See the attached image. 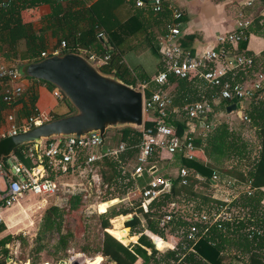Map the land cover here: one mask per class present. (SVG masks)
<instances>
[{
  "label": "trees",
  "instance_id": "1",
  "mask_svg": "<svg viewBox=\"0 0 264 264\" xmlns=\"http://www.w3.org/2000/svg\"><path fill=\"white\" fill-rule=\"evenodd\" d=\"M78 1L67 0L58 3L55 0H11L9 4H6L0 0V56L5 57L8 61L16 62V71L21 78L27 80L28 84L25 91L26 95L28 94V104L27 101L23 103L24 118H27L35 110L38 100L36 85L41 84L50 92L55 88L46 82L29 78L26 75L28 65L49 57H39L40 53L46 50L45 48L47 47L45 32L48 33L50 38H56L58 44L61 40L66 42V47L61 55L73 53L84 56L79 51L80 48L94 51L99 55L103 53L110 54L111 60L109 64L101 66L99 69L102 72L115 75L122 82L132 87L136 86V76L152 78L162 69L163 62L157 43L156 45L150 43L148 46L145 56H149L150 61L144 65L141 56L138 57L139 60L133 57L135 52L129 42H132L130 37H134L137 33L141 31L147 32V20L150 18L153 24L163 26L164 30L165 26L173 21L167 6H163L162 12L154 13L150 4H146L145 9L139 10L135 7V0H129L135 7L134 12L127 21L118 23L113 13L109 10H111L110 7H112L113 3L119 4L120 0H100L92 9L80 7ZM262 2L264 3V0ZM40 5H47L50 13L43 17L46 23L44 29L41 32H36L31 17L34 16L33 11L36 12V8ZM25 9L27 10L25 11ZM100 12H102V15ZM36 18L39 17L37 16ZM181 20L182 14L178 22ZM262 20L263 18L260 16L255 17L244 30L245 39L239 43L240 51L244 50L250 33L261 32L264 26L263 22L261 23ZM99 32L103 33L102 37H98ZM179 43L182 47L187 48L190 43V37L180 38ZM125 44L126 46H124ZM244 53L252 56L247 52ZM253 61L254 64L251 68L237 72L235 80L244 81L245 71L251 76L257 70V66L260 68L258 69V74L263 76V84L256 93V98L247 101L248 103L241 110L248 122L240 118L241 122L249 124L250 128L255 130L257 141L253 148L254 150L229 129L226 122L218 120L205 132L206 134L204 133L205 135L203 134L204 136H199L194 140V144L203 150L209 160H187L175 154L169 159L171 161L169 163L165 161V164L166 169H176L177 175L174 177L164 175L165 179L171 180V184L168 188H161L159 195L151 198L145 207L144 200L140 196L138 201H130V206H119L116 209L115 206L108 208V210L106 209V212L98 215L100 228L106 230L111 236L104 233L101 247L97 252L105 261L103 263L100 260L92 261L90 264H137L139 259L141 260L139 264H150L151 261L155 262V264H234L235 261L240 264H264V207L261 204L264 198V52L257 58L253 57ZM150 67L151 72H149ZM255 79L251 82H254ZM169 85L173 86L171 91L173 106H179L185 100H200L202 95L210 99L212 92L216 91V89L206 88L200 81L191 83L177 78H170ZM151 87L152 89L157 88L155 85H151ZM1 99L2 95L0 93V123L3 117L2 113L5 111L11 112V106H6ZM63 100L68 106V111L64 114L55 115L52 119L66 117L75 113V110L67 100L65 98ZM238 102L239 100L236 99L223 100L218 108L225 111L228 106ZM149 125V122L144 124V126ZM180 129H178V133L182 132ZM108 131L111 132L112 130H107L106 136L109 134ZM113 131L116 133L112 141L116 145L124 142L134 146L141 136L140 131L131 128L114 129ZM24 146L22 144L15 146L8 138H1L0 165L9 170L8 160H12L21 164L24 168L32 167L33 164L30 159L22 153ZM85 153L86 151L83 150L80 154V163L82 164L86 158ZM135 155L136 149H131L121 154L119 160L122 164H125L129 159L134 158ZM249 157H251V160ZM159 160V157L154 155L148 161L157 166ZM229 160L232 161L231 165H224ZM247 160L249 162H246ZM121 163H118L113 158H101L90 165L92 170H96L101 181L100 189L105 196L109 197L108 199L114 198V193L119 189H121L122 195L126 194L130 186H132L129 182H123L125 177ZM180 169L188 171L186 186L181 185L178 175ZM86 174L91 175V171L89 172L87 168ZM213 174L218 175L221 179L238 180L253 190L251 195L242 193L233 203L235 209H245L248 217L241 220H233L232 223H225L222 225V229L215 227L210 229L200 237L194 245L193 251H183L182 240L176 243L172 250L163 248L157 251L155 244L150 241L149 235H156L167 240L171 233L177 236L179 229L187 225V223L180 220L173 222L174 224L170 226L168 224H160L159 218L168 213L166 206L176 202V192L183 190L182 192L189 194L197 189L211 190L208 184ZM151 176L152 174L145 173L141 176L142 179L138 180L141 192L146 188ZM196 176H201L208 180L209 183L197 181ZM12 177L16 180V177ZM50 178H53L51 173ZM83 196L84 194L81 190L73 193L66 201L68 209L71 211L77 210ZM63 212L58 207H51L50 212L44 217L45 225L41 230L42 234L53 229L59 232L60 239L57 244L62 248L67 246L68 239H73L74 237V234L70 231L61 233ZM128 215L133 218L125 222V226L134 228L139 224L138 233H142L133 249L124 247L120 243L127 245L129 242H134L136 237L129 236L127 229L122 227L121 223L119 225L111 224V220L116 217L120 216L123 218L119 219H124V216ZM249 226L256 230L262 229L261 235H257L254 232L249 239L243 231ZM3 230H5V226L1 225L0 233ZM11 239L13 237L10 235L0 239V258L2 260L9 252L5 248V244ZM152 239L159 245H170L157 237L152 236ZM147 250H150L149 255ZM230 251H235L237 255L230 256Z\"/></svg>",
  "mask_w": 264,
  "mask_h": 264
},
{
  "label": "built area",
  "instance_id": "2",
  "mask_svg": "<svg viewBox=\"0 0 264 264\" xmlns=\"http://www.w3.org/2000/svg\"><path fill=\"white\" fill-rule=\"evenodd\" d=\"M2 1L6 4L11 2V0ZM55 1L61 3L67 0ZM173 1L175 0H151L154 13L162 12L165 5L171 12L173 21L165 26L163 34L158 39L159 54L163 62L162 69L152 78L136 81V86L133 87L142 94L143 121L144 116H147L140 130L141 136L137 144L133 146L120 142L116 145L112 141L113 137H109L114 133L107 136L105 133L103 137L99 134L83 137L71 136L65 139H52L39 144L25 145L22 153L30 159L32 167L24 168L12 160H8L9 170L0 165V226L4 223L6 212L18 206L20 200L28 194L42 198L58 195L62 189L58 178L62 176L80 169H84L86 173L87 168L89 172L91 171V179L95 177L97 182L100 181L96 170H92L90 165L101 158H113L121 163L119 160L121 154L136 149L134 158L129 159L125 164L121 163L123 170L129 172L133 178L145 173L151 174L152 167L150 165L152 163L148 160L154 155L159 158H171L178 154L187 160H195L196 153L200 150L194 144L196 127L198 126L204 132L212 127L215 115L211 117V114L215 113V107L218 108L223 100L236 99L244 103V101L256 98V93L263 84L262 75H258V80L254 82L235 80L239 70L249 69L254 64L253 57L246 55L238 47L239 43L245 39L244 30L251 24V20L245 19L240 14L241 19L236 23L235 28L216 38L217 46L207 49L197 56L179 43L180 21L178 22V19L181 12L171 4ZM145 3V0H135V6L139 8H143ZM246 5L249 6L251 3H246ZM260 16L264 17V9L260 12ZM102 36L103 33L99 32L98 37ZM65 47L66 42L61 40L59 44L41 52L39 57L61 55ZM79 51L97 68L108 65L111 60V55L108 53L99 55L84 48H80ZM170 78L187 80L191 83L200 81L206 88L216 89V91L212 92L210 99L202 95L200 100H185L181 105L173 106L171 92L173 86L169 85ZM21 79L15 66L10 65L5 57L0 56L1 100L6 106H11L23 96L25 90L20 83ZM151 85H155L157 88L152 89ZM51 95L58 101L64 99L57 88L51 91ZM52 117L53 115L50 113L35 108L27 118L16 122L14 115L10 113L5 117L3 127L0 129V139L27 132L33 127L51 120ZM239 117L248 122L242 111ZM145 122H149L150 125L144 126ZM178 129L182 132L178 133ZM83 150L86 151V158L82 164L80 163V154ZM128 166H131V170L127 169ZM50 173L53 174V178H50ZM187 173L186 169L179 170L178 175L182 186L187 185ZM12 176L16 177V180ZM196 179L203 183L210 181L208 185L211 189H223L221 201L200 209L188 217L178 211L175 203L168 204L166 206L168 213L159 218L161 225L168 224L170 226L177 220L187 223L186 227L179 229V234L176 236L179 242L182 240L183 251H193V247L200 237L210 229L214 227L222 229V225L225 223L241 220L232 218L233 203L242 193L251 195L253 192L248 185H244L238 180L221 179L216 174H213L209 181L201 176H196ZM169 181L164 177L151 178L144 191L139 190L140 196L144 200V206L149 203L151 198L159 195L161 188H168ZM126 197L128 199V196ZM243 231L249 239L254 232L257 235L262 233V229L256 230L252 226L243 229ZM152 242L155 244L153 239ZM5 248L9 250V247L5 246ZM10 251L4 260L0 258V264H17ZM7 257L10 259L9 263L5 261ZM62 261L66 264H73L76 261L80 263L78 260ZM39 264L52 263L41 261Z\"/></svg>",
  "mask_w": 264,
  "mask_h": 264
},
{
  "label": "rangeland",
  "instance_id": "3",
  "mask_svg": "<svg viewBox=\"0 0 264 264\" xmlns=\"http://www.w3.org/2000/svg\"><path fill=\"white\" fill-rule=\"evenodd\" d=\"M27 9H25V11ZM39 28L40 27L38 26L35 30ZM42 30L43 27L40 31ZM44 34H47V32ZM57 44L58 42L55 43V45ZM20 83L22 85H26L27 80L22 78ZM27 96L28 94L26 95V98ZM54 104H57L58 107L62 104L67 105L64 100L58 101L57 99L53 98L48 90L39 91V110L46 111L48 110L46 109L47 106H52ZM218 110L219 109L215 107L214 112L218 113ZM8 113L13 114L14 112H6V116ZM53 113L50 114L58 115L56 112ZM212 116L213 114H211V117ZM219 116L220 120L224 122L227 121L229 123V129L238 135L242 141L249 144L251 149L254 150L253 148L257 141L254 128H250L249 124L241 122L240 118L235 114H233V116L227 117L222 112ZM146 117L147 116H144V121H146ZM21 118L22 120L24 119L23 116ZM215 123L216 122L214 121V124ZM108 133H114L113 136L109 135V137H114L116 132L112 130L111 132L108 131ZM159 159V164L157 165L158 177H163L164 175L169 174L175 175V170L166 169L165 161H169L170 157H162ZM249 159L251 160V157H249ZM246 162L249 161L247 160ZM231 163L232 161L229 160L226 161L224 165L229 166ZM127 169L131 170V166H128ZM123 175L125 177V181L123 182H129L132 186H130L129 191H127L124 195H122L121 189H119L120 191H116L113 195L114 198L112 199H108L109 197L105 196L101 191V181L97 182L95 177H92L91 179V175H87L84 169L76 170L70 174L58 178V182L62 188L58 195L42 198L28 194L20 201L19 206H15L12 210H10L5 232L2 234V236H0V239H3L8 235L13 237V239L9 241V246L11 249V251L10 249L9 251L11 252L12 257L17 262V264H39L41 261H47L49 263L56 264L62 260H78L80 262L78 264H90L92 261L96 262L99 260L103 263L105 261L104 258L98 255L97 252L101 247L104 233H109L106 230L100 228V219L98 218V215L106 212L108 208L110 209L115 206V209L119 206H130L131 202L138 201V198L140 197V187L138 180L142 179V177L138 176L133 178L126 170L124 171ZM80 190L84 194L80 202V206L77 210L71 211L66 206V201L72 196L73 193ZM222 190L197 189L196 191H191L190 194H185V192H182L183 190H180L176 193L175 205L182 215L188 217L200 209L213 205V203H219L222 199ZM126 196H128V199ZM114 199H117V201L112 202ZM105 203H108L109 206L107 204L105 205ZM262 206L264 207L263 204ZM51 207H58L64 211L61 222V233L70 231L74 234L73 239H68L67 246L64 248L59 247L57 244L60 239V233L56 230L53 229L51 231H47L46 233H41V230L45 225L44 217L50 212ZM104 207L106 208L103 209ZM130 217L132 216H124L125 219L121 222V225L127 229L129 236L136 233V239L134 242H129L127 245H124L120 242L119 243L124 247L133 249L142 233H138V227L129 228L125 226V222ZM246 217H248V213L245 209L234 208L232 212V218L242 219ZM170 237H172L173 241H175L173 244L176 245L177 241L179 242L178 237L172 235V233L170 234ZM170 246L171 245H168V247ZM156 250L160 251L157 248ZM147 254H150V250H147ZM229 254L230 256L237 255L235 254V251H230ZM139 263H141L140 259L137 260V264ZM150 264H155V262L151 261ZM234 264L240 263L235 261Z\"/></svg>",
  "mask_w": 264,
  "mask_h": 264
},
{
  "label": "water",
  "instance_id": "4",
  "mask_svg": "<svg viewBox=\"0 0 264 264\" xmlns=\"http://www.w3.org/2000/svg\"><path fill=\"white\" fill-rule=\"evenodd\" d=\"M26 75L57 88L75 113L51 119L27 132L8 137L15 146L39 144L71 136L99 134L103 137L107 130L121 128L142 129L144 121L141 92L115 75L102 72L79 54L50 56L28 65ZM243 104L239 101L230 105L226 112L236 109L240 116ZM116 201L114 199L112 202ZM155 247H159V243H155ZM5 261L9 263L10 259L7 257ZM59 264L66 263L61 261Z\"/></svg>",
  "mask_w": 264,
  "mask_h": 264
},
{
  "label": "crops",
  "instance_id": "5",
  "mask_svg": "<svg viewBox=\"0 0 264 264\" xmlns=\"http://www.w3.org/2000/svg\"><path fill=\"white\" fill-rule=\"evenodd\" d=\"M78 2H79L78 4L80 7H85L86 9L87 8L92 9V7L94 5H97L100 2V0H79ZM145 2H146L145 5L146 4L151 5V0H145ZM249 2L251 3V5H249V6L246 5V3H249ZM171 4L173 6H176L182 14V20L180 21L179 39L182 37H188L189 36L190 37V43L188 44L187 48L194 55H197V56L201 55L207 49H210L214 46H217L216 38L219 35H223V34H226L230 31H232L235 28L236 23L241 19L240 14H242L245 19H249L252 22L253 19H255V17L260 16V12L264 9V3L262 2V0H175V1L171 2ZM111 6H112V7H110L111 10H109V11L111 13H113V16L116 18V21L118 23H124L125 21H127L132 16V14L134 12V8L136 7V6L134 7L129 2V0H120L119 4L113 3ZM145 8H146L145 6L143 8L137 7V9H139V10L145 9ZM100 9L102 10V8H100ZM49 13H50V9L47 5H40L36 8V12L33 11L34 16L36 15V17L37 16L39 17V18H36L34 16L31 17L32 21H33L32 24H33L34 29H36V27H38V26L40 27L39 29L35 30L36 32H41L40 30L42 29V27L44 29L46 23H45L43 17L47 16ZM100 13L102 15V12H100ZM262 18L264 20V17H262ZM263 20L261 21V23L263 22V25H264ZM147 23H148L147 24L148 25L147 32L145 33V31H141V32L137 33L134 37H130V40L132 39V42H129V44L133 46V51L135 52L133 57L136 60H139L138 57L141 56L142 60L144 61V65H145V63L150 61L149 56H145V52H146L148 46L150 45V43H154V45H156V43H157V45L159 46L158 39L164 32L163 26L153 24L151 18L147 20ZM45 39H46V45H47V47L45 48L46 50H48L51 46L55 45V43L57 42V39L56 38H50L48 33L45 34ZM149 40H151V41L149 42ZM124 46H126V44ZM242 52H247L255 58L259 57L260 54L264 52V26H263L260 33H250L248 35L245 48ZM123 61H124V59H123ZM8 62L10 65L16 66V63L14 61H8ZM258 69H260V68H258V66H257V70L255 72H253V74H251V76H249L248 72L245 71L246 74H245L244 81L251 82L254 78H256L254 81L258 80V78H257L259 75ZM149 72H151V67L149 69ZM145 79H147L146 76H142V77L136 76V81L145 80ZM26 85H22L24 90L26 89ZM36 86H37L38 93L41 90L42 91L47 90L41 84H38ZM0 91H1L0 93H2L1 87H0ZM25 93H26V91H25ZM26 100H27L26 94H24L21 97V99L15 101L11 105L10 109H11V111L14 112L13 115L15 117L16 122H20L22 120L21 117L23 116V103L26 102ZM246 104H247V101L244 102L243 107ZM59 105H61V104H59ZM36 107L39 110L38 100L36 102ZM46 109H48V110H46V111L40 110V111H44L46 113L56 112L58 115L64 114L68 111L67 105H63V104L59 107L57 104H54L52 106H47ZM5 112L2 113L3 117H2V121L0 123V129L3 127L4 121H5V116H6ZM222 112L227 117L233 116V114H235L237 117H239L237 112H236V109L229 112V113L226 112V109H225V111L221 110L219 114L213 113V115H215V119H214L215 122L220 120L219 115ZM53 116H55V115H53ZM214 121L212 122V124H214ZM225 122L229 126V123L227 121H225ZM229 128H230V126H229ZM204 133L205 132L201 128H199L198 126L196 127V130H195L196 138L199 136H204L206 134V133L205 134ZM196 160L207 161L209 159L206 156V154L203 152V150L200 149L196 153ZM170 161L171 160H169L167 162L169 163ZM150 166L152 167L151 178L158 177V175H157V168L158 167L153 163ZM173 170H175L176 173H175V175L169 174V176H171V177H174L177 175V170L176 169H173ZM263 191H264V189H263ZM261 204L264 205V198H263ZM9 212L10 211L6 212V214L4 215V223L2 225L5 226V229L7 226L6 223L8 220ZM119 218H123V217H120V216L116 217L115 219L111 220V224L112 225H116V224L119 225L125 219V218L124 219H119ZM132 218L133 217H130L127 221L131 220ZM139 226L140 225L138 224L136 227L139 228ZM4 232H5V230H3L0 233V236H2V234ZM135 235H136V233L133 235H130V236H135ZM149 236H150L151 240H152V236H154V237H157L159 240H162L166 243H169L170 245L172 244V247L171 246L168 247L164 244H162V245L160 244L158 247L159 250H161L163 248H167V249L169 248L170 250H172L173 246L175 245V244H173L175 241H173V238L170 236H168L167 241L164 240L163 238L159 237V236H156V235H149ZM5 246L9 247V249H10L9 242L7 244H5Z\"/></svg>",
  "mask_w": 264,
  "mask_h": 264
},
{
  "label": "bare ground",
  "instance_id": "6",
  "mask_svg": "<svg viewBox=\"0 0 264 264\" xmlns=\"http://www.w3.org/2000/svg\"><path fill=\"white\" fill-rule=\"evenodd\" d=\"M106 204L108 205V203H105V205H106ZM109 204H110V203H109ZM108 206H109V205H108ZM105 208H106V207H104L103 209H105Z\"/></svg>",
  "mask_w": 264,
  "mask_h": 264
}]
</instances>
